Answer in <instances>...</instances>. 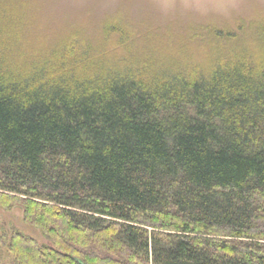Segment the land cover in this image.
<instances>
[{"label": "trees", "instance_id": "trees-1", "mask_svg": "<svg viewBox=\"0 0 264 264\" xmlns=\"http://www.w3.org/2000/svg\"><path fill=\"white\" fill-rule=\"evenodd\" d=\"M30 4L0 0V206L49 243L0 229L14 264H264V23L33 59Z\"/></svg>", "mask_w": 264, "mask_h": 264}, {"label": "rangeland", "instance_id": "rangeland-1", "mask_svg": "<svg viewBox=\"0 0 264 264\" xmlns=\"http://www.w3.org/2000/svg\"><path fill=\"white\" fill-rule=\"evenodd\" d=\"M25 13L27 37L24 58L39 59L66 34L94 37L104 20L115 17L137 35L164 34L190 38V32L205 25L236 30L240 25L264 23V0H30ZM37 54V55H36ZM24 207L0 206V229L7 239L13 230L48 244L42 231L24 222ZM6 239V240H7ZM0 245V264H14L15 256Z\"/></svg>", "mask_w": 264, "mask_h": 264}]
</instances>
